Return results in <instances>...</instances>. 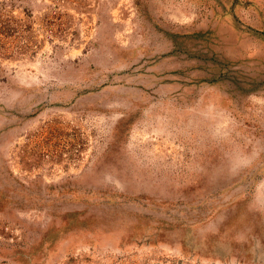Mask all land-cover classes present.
<instances>
[{"label":"rangeland","instance_id":"obj_1","mask_svg":"<svg viewBox=\"0 0 264 264\" xmlns=\"http://www.w3.org/2000/svg\"><path fill=\"white\" fill-rule=\"evenodd\" d=\"M0 264H264V0H0Z\"/></svg>","mask_w":264,"mask_h":264}]
</instances>
